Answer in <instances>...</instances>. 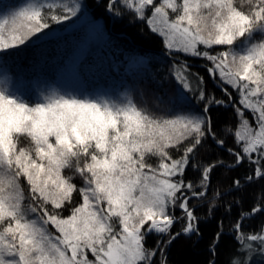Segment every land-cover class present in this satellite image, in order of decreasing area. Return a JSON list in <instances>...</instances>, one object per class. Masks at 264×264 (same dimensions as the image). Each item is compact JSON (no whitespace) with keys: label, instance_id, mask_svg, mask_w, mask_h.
Returning a JSON list of instances; mask_svg holds the SVG:
<instances>
[{"label":"snow or ice","instance_id":"obj_1","mask_svg":"<svg viewBox=\"0 0 264 264\" xmlns=\"http://www.w3.org/2000/svg\"><path fill=\"white\" fill-rule=\"evenodd\" d=\"M95 3L106 20L161 38L159 61L129 57L123 92L78 75L39 90L10 77L26 48L55 39L54 26L77 23L88 4L0 3V264H170L174 244L204 242L209 223L205 264L230 244L224 264H264V223L245 230L264 217V188L228 231L216 215L264 186V0ZM220 111L234 122L218 127ZM221 172L237 173L223 191L213 187Z\"/></svg>","mask_w":264,"mask_h":264},{"label":"trees","instance_id":"obj_2","mask_svg":"<svg viewBox=\"0 0 264 264\" xmlns=\"http://www.w3.org/2000/svg\"><path fill=\"white\" fill-rule=\"evenodd\" d=\"M18 2L19 0H0V3L9 7ZM85 2L88 8L77 23L69 22L62 26H54L58 28L56 38L45 41L39 46L26 48L17 63L8 71L9 76L14 78L15 73H22L29 78L33 88L36 89L34 81L41 88L47 84L57 86L58 83H63L65 85L57 79L58 73L63 72L69 74L75 82L78 75L83 82L89 85L116 86L118 92H123L124 89L118 86L128 79L125 76V69L133 53H148L154 57L153 63L160 60L163 45L159 36L150 33L146 27L129 19L120 22L106 20L105 16L100 14L103 10L97 8L95 0H85ZM94 22L101 26L100 30L94 27ZM189 63L192 71L201 69V63L194 58H190ZM160 67L167 70V64L161 63ZM200 74H204L202 70ZM167 87L171 88L172 85L168 84ZM212 87L211 84L208 85V88ZM216 94L221 95L218 90ZM146 99L149 102L152 100L151 96ZM215 118L218 127L234 122L232 111L217 112ZM235 175L237 173H217L213 178V187L223 185L221 187L223 191L229 185L231 177ZM262 188L264 186L257 184L248 189L242 204L235 207L233 212L227 216L221 208L216 215L223 219L225 231L231 227L241 207L247 210L261 193ZM225 199L226 202L232 203L239 197L228 195ZM200 207V215L203 216L204 207ZM261 223H264V217L253 219L245 224V230H254ZM214 230V224H207L204 228L205 240L199 244L184 239L176 242L169 252L170 264H205L207 240ZM233 249L234 244H230L228 248H221L219 264H224Z\"/></svg>","mask_w":264,"mask_h":264},{"label":"rangeland","instance_id":"obj_3","mask_svg":"<svg viewBox=\"0 0 264 264\" xmlns=\"http://www.w3.org/2000/svg\"><path fill=\"white\" fill-rule=\"evenodd\" d=\"M57 79H59V81H62L65 83L66 86H71L72 84L75 83V81L72 80V77L69 76V74H64L63 72H59L58 75H57ZM36 86V90H39V89H47L49 86L51 87H55L53 86L52 84H47L45 85L43 88H41L40 86H37L35 81L33 82ZM39 85V83H37Z\"/></svg>","mask_w":264,"mask_h":264}]
</instances>
